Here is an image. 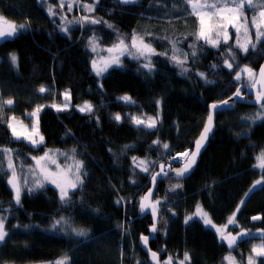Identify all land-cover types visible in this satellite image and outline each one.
I'll use <instances>...</instances> for the list:
<instances>
[{
	"label": "trees",
	"instance_id": "trees-1",
	"mask_svg": "<svg viewBox=\"0 0 264 264\" xmlns=\"http://www.w3.org/2000/svg\"><path fill=\"white\" fill-rule=\"evenodd\" d=\"M71 2L69 10L68 0L63 7L61 0H0V15L17 26L27 25L14 38L0 40V148L13 150L22 186L17 205L7 183L11 173H0V217L6 218L9 233L0 243V264H56L65 255L67 264H151L140 236L149 235L152 218L139 208L141 197L151 187V175L158 173L169 156L192 151L211 104L232 97L237 88L246 94L249 86L236 81L235 73L243 66L258 71L264 60V41L245 54L231 39L229 45L236 53L233 62L227 55L229 45L212 48L196 39L198 20L185 0H138L130 5L117 0ZM84 4H94V11L89 13ZM49 7L55 15H48ZM81 16L102 22L81 27L76 23ZM62 17L73 22L68 32L60 30ZM134 35L138 44L143 38L157 53L167 55L150 57L151 72L140 67L146 61L124 55L120 66H110L97 76L92 68L96 49L92 51L89 40L95 38L96 48L108 49L123 39L135 53L131 48ZM170 42H178L177 47L189 53L184 65L188 72L182 73L169 58ZM190 43L200 48L196 57L190 55ZM12 54L18 58L15 66L10 61ZM225 59L233 63L232 70L224 66ZM201 72L211 83L197 75ZM41 86L48 91L40 93ZM66 91L71 94L70 106L58 112L52 105L65 103L62 94ZM125 95L133 102L118 99ZM8 99L14 101L10 107L4 104ZM85 102L93 105L92 113L78 110ZM37 106L43 107L39 123L44 141L34 148L13 139L7 121L15 116L30 126L29 114ZM258 111L260 105L232 103L217 113L213 136L192 175L180 182L182 189L168 193L163 186L177 182H157L153 201L162 202L159 231L149 248L158 253L161 264L169 257L172 264H178L185 252L190 255L186 264H225L229 253L248 264L252 245L259 238H247L229 250L216 230L195 214L199 206L224 228L235 213L236 223L227 225V230L264 229V190L257 186L245 195L256 181L264 183V169L254 167L264 151V120L252 123L245 119ZM117 113L121 122L114 119ZM132 116L159 121L156 128L147 129L134 125ZM165 143L168 149L162 147ZM72 149L83 161L86 175L79 188L70 190L67 203H61L59 189L46 181L43 188L28 191L37 176L44 178L33 157L46 151L58 156L57 150L71 153ZM133 157L137 163L152 162L149 172L134 168ZM59 160L62 166L72 163ZM3 167L7 169V159ZM189 216L193 219L185 223ZM254 216L261 219L254 221ZM60 217L64 218L63 231L61 226L52 230V223ZM73 228L84 229L88 235L78 237Z\"/></svg>",
	"mask_w": 264,
	"mask_h": 264
},
{
	"label": "snow or ice",
	"instance_id": "snow-or-ice-1",
	"mask_svg": "<svg viewBox=\"0 0 264 264\" xmlns=\"http://www.w3.org/2000/svg\"><path fill=\"white\" fill-rule=\"evenodd\" d=\"M44 2V0H41ZM66 0H61V7L64 6ZM98 2V0H96ZM138 0H117V3L128 5V4H135ZM185 3L190 5L191 7V15L196 16L199 24L198 31L196 32V39L204 41L205 44L211 46L212 48H218L221 43L224 45H229V40L231 39L229 28L234 29L235 33L237 34L236 40V47L240 49L243 53H248L250 48L255 50L257 45L264 41V0H260L259 5H257L254 0H185ZM68 9L71 10L73 4L71 0H68L67 3ZM86 10L91 13L94 11V4H84L83 5ZM246 8L248 10L258 8V11L249 18L246 15ZM48 15L53 16L55 13L51 7L48 8ZM102 21L97 20L95 18H90L89 16H81L80 21H76V23H81V27H83L84 23H91L93 25L101 23ZM73 23L72 21H67L66 18H61V28L62 32H68L70 29L68 24ZM26 24H20L17 26L15 23L9 22L3 15H0V40H7L12 39L17 36L23 29L26 28ZM112 27V25H108ZM250 28L255 29V42H253V37L250 34ZM243 29L242 36L245 43L240 42L241 30ZM214 33V35H213ZM223 36V41L221 42L220 37ZM172 43L171 53L172 55L169 57L172 61H174L175 66L179 67L182 73H186L189 71L187 67L184 65L187 63L189 53L182 52L180 48L177 47L178 42H170ZM89 45L91 46L92 51H95L97 46V41L95 38L89 40ZM131 48L135 49V53L129 49L128 45L125 44L124 40L121 39L118 43L114 44L111 48H108L107 51L109 53H117L113 58L105 59L103 63V67H97V61H92V68L93 71L96 73L97 76H101L104 72L108 70V68L112 65L120 66L121 61L120 57L127 55L132 59L146 61L140 64V67L143 69L148 70L149 72L152 71L153 62L151 61L150 57L153 55H167V53H157L156 50L151 46L150 43L144 42L143 38H139V44L137 43V37L134 35L132 37V44ZM189 48L192 50L190 55L192 57H196L200 48L195 43H190ZM228 57L234 62L236 59V53L229 45ZM181 56L183 59H181ZM17 56L15 54L10 55V61L13 66L17 64ZM224 66L229 70L233 69V63L229 62V59L224 60ZM216 67V65H213ZM242 73H248L250 76L254 75L253 70L245 66L239 71L235 73V79L240 80ZM202 79H205L206 83H211V81H207L205 78L204 73H197ZM260 80L257 83H260L264 86V66H261L259 72ZM48 91L45 87L41 86L39 88L40 93H45ZM65 99V103L63 104H53L52 107L59 111L66 110L70 106L71 94L70 92L66 91L62 94ZM234 96L239 99H244L242 95V87L237 88ZM118 99L124 101L125 103H132L131 97L125 95L119 97ZM232 97H229L226 100H222L218 103H213L209 106V112L207 115V120L204 125V128L199 136V138L195 141V150L189 152L185 151L184 153H179L178 156L186 158L184 160L183 166L180 168L175 169V176L177 178V183L172 186L170 191H174L182 186L180 181L183 177L190 172L193 166L196 164V157L199 155L201 148L204 146V142L208 139L209 133L213 130L214 124V114L218 112L221 108H231L232 106ZM14 101L12 99H8L4 101V104L7 106H12ZM159 101L157 104L159 105ZM256 104L261 106V111H258L256 116L254 117H245L246 120L251 121L252 123L255 122L256 119L264 120V90H260L257 92L256 96ZM43 110L42 106H37L29 115L33 118L34 122L31 123L30 127L25 125L22 121L17 122L16 117L12 116L8 118L7 121V128L11 131L12 138L15 140H25L27 141L32 147H38L40 144L43 143L44 137L39 132V113ZM78 110L82 113H92L93 112V105L89 102H85L82 106L78 108ZM114 119L116 122H121L122 117L119 113L115 114ZM131 120L134 125L141 126L143 125L147 129H154L157 127V118H153L151 116L147 117L145 120L144 118L132 116ZM19 124V127L17 126ZM154 144H158L159 141H154ZM162 147L164 149H168V144H163ZM59 155L65 156L67 160H70L72 163L67 164L61 168L59 164H57L56 159L52 158V154L50 151H46L44 155L39 157H33L37 167L40 169L41 174L43 175V180H41L38 176L32 181V185L28 186V191L33 192L37 189L43 188L44 183L49 182L54 184L59 189V198L62 204L68 202V198L70 196V190H75L79 188L83 184V177L86 175L84 171V163L81 159H78L75 155L76 150L72 149L71 153H59ZM4 159H7V169L3 167ZM134 161L133 167H140V171L142 172H149V164L152 162L146 160H140L137 163V158H132ZM42 161L50 162L51 164H57V168L59 171L53 172L48 169L47 164H41ZM257 163L254 167H258L260 169H264V151H262L256 157ZM164 165L161 164V172H158L154 175H151V180L153 186L159 176L164 175L167 176L168 172L164 171ZM171 167V166H169ZM11 173L10 176L7 178L8 185L11 186L14 194V200L17 205L21 203V192L22 186L20 183L21 178L17 176L16 168L13 162V150L8 147L0 148V173L4 175H8ZM33 174H35V170H33ZM135 181L133 180V183ZM24 184L27 185L28 181L25 179ZM257 186H261L262 190H264V183L258 180L253 185V187L249 190V193L245 195H251ZM152 197V190L150 189L149 192L142 196L139 203V208L142 214H144L147 210L151 211L152 215V223L149 231L151 233H156L159 231L157 224H158V214L160 212V205L161 201H153L150 203H146V201H150ZM119 203V202H118ZM243 203V201L241 202ZM239 211V208L237 209ZM196 216L203 220L206 226H211L216 230L217 235L219 236L220 240L226 242L228 248L230 250L234 249L240 239L244 237H248L250 239L256 238L257 234L259 239L261 240L260 244H253L251 248V254L248 257V264H257V257H264V229H258L257 233H252L251 231H244L243 229L240 231L239 235H233L230 231L225 232L222 230L221 227L217 226L212 222L209 218L208 214L204 212L202 209L197 207ZM193 219L192 216L186 218L185 223H188L189 220ZM254 221L260 220V216L252 217ZM5 217H0V243L6 241L7 236L9 233L5 230ZM64 223V218L60 217L59 219L55 220L52 225L51 229L56 230L58 226H61L60 230L63 231L62 224ZM235 213L232 217H229L227 221V225L235 224ZM227 225L224 228H227ZM73 233L78 237H85L88 233L84 229H72ZM149 236L141 234L140 240L144 248L148 249L149 244ZM149 254L154 262V264H158V253L151 251L148 249ZM225 261H228V264H235V258L231 256L229 253L226 256ZM172 257H169L167 260L163 262V264H172ZM68 257L65 255L62 259L57 260L56 264H67ZM186 262H190V255L189 253L185 252L183 259L178 262V264H186ZM260 264H264V260L260 261Z\"/></svg>",
	"mask_w": 264,
	"mask_h": 264
},
{
	"label": "rangeland",
	"instance_id": "rangeland-1",
	"mask_svg": "<svg viewBox=\"0 0 264 264\" xmlns=\"http://www.w3.org/2000/svg\"><path fill=\"white\" fill-rule=\"evenodd\" d=\"M254 2L257 4V5H259V3H260V0H254ZM258 11V8H254V9H251V10H248L247 8H246V15L249 17V18H251V16L253 15V14H255L256 12ZM229 30V33H230V36H231V39L233 40V43H234V46L236 47V40H237V34L235 33V31H234V29H231V28H229L228 29ZM242 33H243V29L241 30V36H240V42L241 43H245L246 41L244 40V38H243V36H242ZM250 34L252 35V37H253V42H255V29L254 28H250ZM213 35H214V33H213ZM231 39L229 40V42L231 41ZM220 40H221V42L223 41V36H221L220 37ZM104 53V54H103ZM96 54H97V56L95 57V60L97 61V67H103V63H104V60L105 59H110V58H113L115 55H117V53H109L108 51H107V49H99V48H96ZM113 66V65H112ZM243 67H245V66H243ZM242 67V68H243ZM241 68V69H242ZM253 70V69H252ZM253 73H254V75H252V76H250L248 73H242V75H241V79L238 81V80H236V81H238V82H244L245 84L244 85H248L249 87H253L254 86V84H255V82H256V74H257V71H255V70H253ZM39 115H40V113H39ZM30 116V115H29ZM31 118V117H30ZM32 119V123L34 122V120H33V118H31ZM16 121L17 122H20L21 120H19V119H16ZM158 121H159V119H158ZM157 124H158V122H157ZM26 125V124H25ZM18 127H19V124L17 125ZM30 127V126H29ZM11 132V131H10ZM39 132H40V123H39ZM40 134H41V132H40ZM42 135V134H41ZM23 141H25V140H23ZM25 142H27V141H25ZM28 143V142H27ZM41 145V144H40ZM189 151V150H188ZM58 155V154H57ZM175 157H180V156H178V154L177 155H174V156H169V158H168V160H170V159H172V158H175ZM52 158L53 159H56V161H57V164H59L60 166H61V168H63V166H62V163L60 162V160H59V158H61V159H65L63 156H53L52 155ZM167 160V161H168ZM166 161V162H167ZM41 164H47V167H49L50 166V168H52V171H54V172H57V171H59V169L57 168V164H51L50 162H45V161H42L41 162ZM37 166V165H36ZM258 169V168H257ZM50 170V169H49ZM260 170V169H259ZM174 185V183H171V182H168V183H166L164 186H163V189L165 190V192H168V193H175V192H177V191H180L181 189H182V186L180 187V188H178V189H175L174 191H170V189L172 188V186ZM196 218H198V219H200L198 216H196ZM203 221V220H202ZM229 226H231V225H229ZM222 230L223 231H225L226 233L227 232H231L233 235H239V233H240V231L241 230H238V231H234V230H227V228L225 229V228H222ZM252 233H257V231H255V232H252ZM248 237H244V238H242V239H240L239 240V242L238 243H240V242H242L243 240H245V239H247ZM256 238H259V236H258V234H257V236H256ZM261 243V241L260 242H256L255 244H260ZM224 244H225V246L228 248V245H227V243L226 242H224ZM236 248V247H235ZM229 249V248H228ZM230 250V249H229ZM243 256L242 255H240V257L239 258H242ZM256 259H262V260H264V257H257ZM224 262H225V264H228V261H225L224 260ZM247 263H248V261H247ZM235 264H241L239 261H236L235 260ZM258 264V263H257Z\"/></svg>",
	"mask_w": 264,
	"mask_h": 264
},
{
	"label": "water",
	"instance_id": "water-1",
	"mask_svg": "<svg viewBox=\"0 0 264 264\" xmlns=\"http://www.w3.org/2000/svg\"><path fill=\"white\" fill-rule=\"evenodd\" d=\"M128 5H130V4H128ZM261 66H264V60H263V62L261 64ZM261 66L259 67V69L257 71V74H256V82H255L254 86L251 87V88L247 87V92H246L245 95H243L244 96V99H239V98H237V97H235L233 95L232 96L233 99H232V102L231 103H245L247 105H252V106L253 105H259V104H256L255 103L256 96H257V92L260 91V90H264V86H262L260 83H257V81L260 80L259 72H260ZM243 87L245 88V86H243ZM249 97H251V99H247ZM223 109H225V108H221L218 112H216L214 114V124H213V130H212V132L209 133L208 139L204 142V146L201 148L199 155L196 157V164L193 166V168L190 170V172L183 177V179L180 182L188 179L192 175V173L194 172V170L196 169V167H197V165H198V163L200 161V158H201L203 152L207 148V146L209 144V141H210L211 137L213 136L214 129H215L216 114L219 113L220 111H222ZM208 111H209V108H208ZM205 123H206V121H205ZM195 147H196V145L194 144L192 151L195 150ZM182 158H184V157H182ZM182 166H180V167H182ZM180 167H177V168H180ZM177 168H175V167H164V171H167L168 172V175L167 176H164V175L159 176L158 179H157V181H156V183H155V186H153V183H152V180H151V187H150V189L152 190V197H151V200L150 201H146V203L153 202V198H154V194H155V190H156V184H157L158 181H160V180H170V181L178 182L177 181V178L175 176V169H177ZM158 172H161V168L160 167H159V171ZM144 214L145 215H148V216H150L152 218V215H151V211L150 210H147ZM158 221H159V217H158ZM158 224H159V222H158ZM158 224H157V227H158ZM158 229H159V227H158ZM157 234H158V232L151 233L149 231V235H148L150 237L149 244H150L151 241H153L154 239H156ZM149 244H148V249H150L149 248ZM141 248H142L143 252L147 255L150 263L151 264H154V262H153V260H152V258L150 256V254H149L148 249L144 248V246L142 245V243H141ZM158 264H161L160 263V260H159V256H158Z\"/></svg>",
	"mask_w": 264,
	"mask_h": 264
},
{
	"label": "built area",
	"instance_id": "built-area-1",
	"mask_svg": "<svg viewBox=\"0 0 264 264\" xmlns=\"http://www.w3.org/2000/svg\"><path fill=\"white\" fill-rule=\"evenodd\" d=\"M189 152H190V151H189ZM185 159H186V158H182V157H175V158H172V159L168 160V161L165 163V166H166V167L171 166V167H175V168L180 167V166L183 165Z\"/></svg>",
	"mask_w": 264,
	"mask_h": 264
},
{
	"label": "crops",
	"instance_id": "crops-1",
	"mask_svg": "<svg viewBox=\"0 0 264 264\" xmlns=\"http://www.w3.org/2000/svg\"><path fill=\"white\" fill-rule=\"evenodd\" d=\"M210 226V225H209Z\"/></svg>",
	"mask_w": 264,
	"mask_h": 264
}]
</instances>
